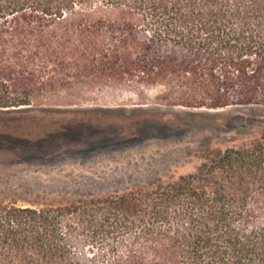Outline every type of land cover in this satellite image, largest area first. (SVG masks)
<instances>
[{"label":"trees","instance_id":"trees-1","mask_svg":"<svg viewBox=\"0 0 264 264\" xmlns=\"http://www.w3.org/2000/svg\"><path fill=\"white\" fill-rule=\"evenodd\" d=\"M113 83L163 87L172 106L255 107L262 132L168 182L0 203V264H264V0H0V116Z\"/></svg>","mask_w":264,"mask_h":264},{"label":"rangeland","instance_id":"rangeland-1","mask_svg":"<svg viewBox=\"0 0 264 264\" xmlns=\"http://www.w3.org/2000/svg\"><path fill=\"white\" fill-rule=\"evenodd\" d=\"M63 131L72 136L60 144H29ZM261 132L251 107L172 106L163 87H78L0 116V203L68 206L168 182L194 172L206 150Z\"/></svg>","mask_w":264,"mask_h":264},{"label":"water","instance_id":"water-1","mask_svg":"<svg viewBox=\"0 0 264 264\" xmlns=\"http://www.w3.org/2000/svg\"><path fill=\"white\" fill-rule=\"evenodd\" d=\"M251 108H253V110L257 113V111H256V108L255 107H251Z\"/></svg>","mask_w":264,"mask_h":264}]
</instances>
